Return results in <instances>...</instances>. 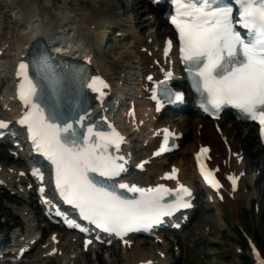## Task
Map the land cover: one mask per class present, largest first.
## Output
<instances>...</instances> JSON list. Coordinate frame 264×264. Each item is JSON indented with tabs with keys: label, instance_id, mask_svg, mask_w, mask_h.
Returning a JSON list of instances; mask_svg holds the SVG:
<instances>
[{
	"label": "snow or ice",
	"instance_id": "1",
	"mask_svg": "<svg viewBox=\"0 0 264 264\" xmlns=\"http://www.w3.org/2000/svg\"><path fill=\"white\" fill-rule=\"evenodd\" d=\"M173 3L170 22L175 26L180 60L191 87L213 109L231 105L257 121L264 138V0H234L238 6L235 19L233 5L226 0ZM171 47L169 40L165 56ZM29 67L21 62L16 73L20 78L18 98L24 105L18 123L26 126L35 151L50 162L60 197L78 209L83 220L122 237L134 230L147 231L164 216L189 206L184 198L191 196V191L178 181L176 189L164 184L140 187L117 182L116 178L127 171L124 157L114 154L123 137L110 124L105 131L97 121L86 122L87 112L82 107L85 89L104 95L102 89L107 84L99 76L89 78L83 69L68 66L58 71L44 52L33 59L32 75ZM171 75L167 73L166 79ZM161 92L166 97L172 95L162 82ZM175 97L182 98L180 93ZM6 127L0 121V129ZM164 150L162 145L160 151ZM137 167L142 168L143 163ZM175 173L173 168L164 178L175 179ZM201 173L213 188L219 187L212 172L202 167ZM229 179L235 187V178ZM165 197L169 199L165 201ZM68 223L73 226L72 221Z\"/></svg>",
	"mask_w": 264,
	"mask_h": 264
},
{
	"label": "rangeland",
	"instance_id": "2",
	"mask_svg": "<svg viewBox=\"0 0 264 264\" xmlns=\"http://www.w3.org/2000/svg\"><path fill=\"white\" fill-rule=\"evenodd\" d=\"M5 1L7 2L6 5L0 0V32L2 27L7 24L5 30H12L15 34L12 33L13 38L16 39H13L12 42H20L21 40L16 37V34H18L20 31L19 29L25 25L24 21L28 18V15H30L28 11H26L29 8L30 1L34 2L35 0ZM112 1L120 3L123 0ZM66 3L67 9L80 20L81 33L84 32V35L90 33L85 36L89 38L94 37L93 40L89 39L90 42L94 44L96 43L95 41L100 40L103 36L108 34L105 48L101 49L100 47L99 49L101 50L98 51V53H100L101 57L104 56L103 58L106 62H111L116 65L117 68L115 70H117V72L115 71V76L117 77L118 90L121 91L118 92L121 93H119L120 95H123L121 96L122 99L124 97L128 98L129 96L136 97V84L142 74V65L140 63L143 62L145 57L150 58L148 54L143 53L142 49L136 46V42L138 39H143L144 44H151L149 35L157 29L158 23H160L161 27L164 26L165 28L164 36L168 31V26L166 25L164 17L160 16L159 18L156 16L155 18L154 13H152V8L150 7V0H144L140 7H135L131 10L129 14L131 20L126 18L127 15L124 9H122L123 12L121 10L119 14H121L124 23L122 25L115 24L116 28L111 32V28L107 30L108 26L105 24L94 23L92 25V20H95V18L101 14L102 10L107 7L104 1L102 2V0H99L101 4L98 6L94 5L90 0H66ZM145 7L146 10H144ZM4 16L7 18L6 20L8 22L2 20ZM63 21L64 19L60 18L59 21H56L54 27L57 26V22L60 24ZM2 22L3 24H1ZM55 30V32L59 31L57 27H55ZM134 33H136L137 36ZM163 36L160 37L159 40H162ZM149 62L150 60L146 64ZM111 63L109 64L112 65ZM113 75L111 78L114 79L115 76L113 77ZM182 114L183 113H178L177 117L179 118ZM167 119L169 118L166 115L162 117L164 121ZM221 124L223 127H225L226 124L229 125V123L226 122H221ZM145 132V129H142V133L140 131L138 134L137 132H130L134 139L133 143L135 144V149L139 148L141 145V136L144 134L145 137ZM245 136L253 139L252 143L248 145L252 146V149H254L257 145L255 141L256 130L251 131V133L249 130L242 132L241 137L244 138ZM187 139L186 137L183 141L186 144L189 143ZM184 148L185 145L182 143V150L180 149L174 154L167 161L165 167H168L172 162H178L180 160L186 161V159H188L192 162V151L189 148L187 153L184 154L182 153ZM232 148L238 150V147ZM242 151H244V156H248L245 149L242 148ZM0 163L9 167L13 165L22 167L25 164L24 160L21 158L13 159L8 149L3 147H0ZM248 170L250 171V175H248L247 181L255 186L249 187V191L247 192L249 198H244L241 201V206H237L233 201L229 200V202H222L215 205L208 201L206 196L202 193L201 188L198 187V209L190 225L179 233L165 234V241L163 244L154 243L153 245L152 240L145 239V251H152L151 256L153 255L154 257L159 256L158 251H164L167 255L166 260L169 264H246L242 257L247 254L250 255V251L248 249H246V253L240 251V240L238 237L239 229L246 236L253 237L264 254V243L257 241L255 238V230H264V201H261V195H264V164L260 162L255 163L253 166L248 167ZM13 187L14 188L9 191L11 194L9 199L3 198L5 195H3L2 191L7 190H5L6 188L4 189V187H0L1 221H9L7 224L8 228H3V232L1 231L3 234L1 235H6L9 232H11V235L16 233V230L11 231L9 226H12L13 223H19L22 225L21 227L24 232H27L29 227L33 226L37 233H40L41 230L46 239L36 246L23 264H64V262H66H62L64 257L67 258V263L70 262L69 264H124L126 262L124 254L118 245H114L111 248L112 250L110 249L112 251L111 255H109L110 250H108V248H97L89 253H81V249L78 247L77 243L71 244V239L74 241L75 238L72 234L68 231H62V229L59 230L58 227H54L43 220L42 213L37 206L36 200L30 193L20 195L17 182L14 183ZM259 187L260 194L257 195L256 193H258L257 190H259ZM17 190L18 194L15 193ZM24 208V213L22 210H19ZM217 210H220L222 213L221 218H223L225 224L220 222L222 219L219 220L216 214ZM53 231L62 232L64 235L61 248L63 255L51 259L49 263H44L46 259L42 260V256L45 254V249L48 241H50L51 234L56 233ZM151 247H153V249ZM75 255H78V263H75L76 261L72 259ZM36 259L40 260L35 261Z\"/></svg>",
	"mask_w": 264,
	"mask_h": 264
},
{
	"label": "bare ground",
	"instance_id": "3",
	"mask_svg": "<svg viewBox=\"0 0 264 264\" xmlns=\"http://www.w3.org/2000/svg\"><path fill=\"white\" fill-rule=\"evenodd\" d=\"M90 1H92L94 5H97V6L101 4L99 3V0H90ZM103 1L107 7L102 10L101 14L97 18H95V20H92L93 18L91 19L93 21L92 25L94 23H99L103 25L105 24L107 26L108 25L115 26V24L122 25L124 23L123 22L124 20L121 17V14H119V12L122 9H124V12L127 15L126 18L131 20V17L129 15L131 13V10L135 7L137 8L140 7V5H142V2L144 0H132L131 3H129L128 0H123L120 3L113 2L112 0H108V1L102 0V2ZM151 1L152 0H150V7L152 8V13H154V17L156 18L157 16L160 18L161 15L159 14L158 10L153 8V6L151 5ZM28 7L29 8L26 11H28V14L30 15H28V18L25 19L24 21L25 25L21 27V29H19L20 31L18 32V34H16L17 35L16 37L20 38L21 41L20 42L15 41L14 42L15 47L11 50L7 48V51L9 50L8 53L10 52L9 53L10 57L13 55L12 57L14 60L12 64L13 65V72H12L13 91H15V85L17 82V80H15L14 78L16 64H18L19 60L21 59L20 57L23 54L27 53L28 51L27 46L34 39L46 37L48 33L54 34L56 36L59 33H63V34L66 33V34L71 35V33L76 34L78 32L79 35L77 37H80L83 43H85L86 40H88V43H90L89 45H87V47L93 48L94 46V44L89 41V39L93 40L94 37L89 38L85 36L87 33L85 35L83 34L84 32L81 33L80 20L78 19L76 15H74L71 11L67 9L66 0H61V1L59 0L56 2L52 0H35L34 2L30 1V4ZM144 10H146V7ZM15 14H18V13H15ZM60 18L64 19V22L60 24H58L57 22V28L60 31L55 32L56 26L54 27V25L56 24V21L60 20ZM130 20H127V21H130ZM156 20L158 21L159 19H156ZM164 33H165L164 26L161 27L160 23H158L157 29L151 32L149 37H151L156 42L157 39ZM134 34L136 35V33ZM3 42H4L3 45H5L8 41L5 40V41H2V43ZM143 45H146L144 44L143 39L142 40L138 39L136 42V46L138 48H141ZM147 49L152 51V58L149 59L145 57L143 62L140 63L142 65V71H146V72L143 76L141 83L140 84L138 83V87H139L138 94L139 95L137 94L138 96H136V99H135L139 105V109H138L139 119L140 120L145 119V121H148L146 125L144 126L145 128L150 129L151 127L156 128L162 125L169 124L172 128L183 131L185 133L184 139H186L187 137L188 138L187 140H189L188 144L183 142L184 140L180 142V144L183 142V145H185V148L183 149V152H182L184 154L187 153L189 148L192 152H194L199 147L200 144L210 145L211 165L219 167L218 174L222 178H224V176L227 173H236V174L241 175L242 172L245 171L246 173L249 172L250 174L248 167L253 166V164L258 163V162L264 164V146L260 144L258 140L257 131H256V139H255L257 145L256 147H254V149H252V146L248 145L249 143H252L253 139L249 138L248 136H245L244 138L241 137V133L246 132V130H249L250 133L251 131H254L255 130L254 126L252 124L239 123L230 113H227L225 118L221 120V122L229 123V125L226 124L225 127H223L219 122L215 123L203 117L201 114L197 112H193L190 108H186L185 112L182 115H180L179 118L177 117L176 113H173L172 111H167L166 116H168L169 119H167L166 121L156 117V115H154L155 118L151 116L152 118L149 120L148 119L149 113L152 112V111H149V108L151 107V103L147 100L146 95L142 93L141 88L143 87L144 78L146 77V75L150 72L155 71L156 67L155 66L151 67V65L154 63L153 62L154 58L160 59V49L158 46L156 47L155 44L153 45L148 44ZM91 55L95 59L97 68L100 70V72H102L109 78L112 85L114 86L115 78L113 79L111 77L113 74L116 73L115 71H117L115 70L117 68L116 65L111 62H106L105 59L103 58L104 56L101 57L100 53H96L94 50L92 51ZM7 60L8 59L6 58V61ZM149 60L151 61L148 64H146ZM109 63H111L112 65H110ZM3 66H4L3 71L8 72L10 68V64L6 62L4 63ZM114 76L115 75H113V77ZM113 90H115V87L113 88ZM111 95L109 98H111ZM12 101H14V92L12 95H9L7 93L1 99L0 106H5L7 104H10L12 103ZM108 101L109 99L98 100L94 104V108L92 112L96 113V112L103 111L105 110L106 107L111 108V104L108 103ZM116 102H117V98L112 101V105H114ZM12 104H13L12 108H10V110L12 111L8 112V110L6 111L0 110V113L3 116L2 118L13 119L17 117L15 116V113H17L18 109L21 108V105L19 102L18 103L15 102ZM127 119L128 118L126 116H123L121 122L126 123ZM217 126L221 127L220 131L217 130L216 128ZM241 127H244V128H241ZM123 128L125 129V127ZM126 134H127V131H126ZM154 143H155V140L151 139V137L148 135L144 139V142L139 146V149H138L139 152L132 153V155L138 159L148 158L151 154V152L149 151V148ZM232 147L234 148L238 147V150L237 149L234 150ZM242 148L245 149V152H247L248 154V156L245 155L247 161L244 162V164L238 163V157L244 156V151H242ZM236 151L238 152V156L234 157V153ZM245 156H244V159H245ZM192 158L194 159V157ZM168 160H169V156L162 157L157 160H152V165L148 167L146 172L129 173L125 179L131 180L133 182H138L142 185L153 184L155 183V180L152 177L153 173H157L158 170L160 171L164 170L165 165ZM175 165H177V167L180 168L179 179L177 180L178 182L182 181V182H186L190 184L192 183L196 185V180H195L196 171H195V168L193 167L192 162H190L188 159H186V161L180 160L176 162ZM1 167H3V165H1ZM12 168L13 169H11V171L9 167L7 169L4 168L3 170H1L0 178L8 182H9V179L11 178H15L16 181H22L23 177L19 175V171L21 170V168L16 165L13 166ZM131 172H134V171H131ZM254 186L255 185H252L247 181L246 176H242L239 189L236 192H232L228 184L225 185V190L223 191V197H224L223 200L224 202H228V200L229 201L231 200L233 201L235 205L241 206V201L244 198H249L247 194V192L249 191V187H254ZM257 192H258L256 193L257 195L260 194V187H259V190H257ZM214 199H215L214 204L218 205L219 200L217 198H214ZM263 199H264V195L263 196L261 195V201H264ZM19 210H22L23 212H25V208L19 209ZM216 214L218 215L219 220L221 219L223 220V218H221L222 213L220 212V210H217ZM222 220L220 222L222 224H225V221L224 220L222 221ZM35 233H36V229L33 228V226H30L27 231L26 239L28 238L31 239ZM158 238L162 239V235L160 234ZM57 239L61 240L62 236L59 234ZM131 240H132V245L130 247L119 245L120 249L122 250V253L124 254L125 260H126L124 264H136L140 261H147L149 259H153L154 260L153 264H156L155 263L156 258L153 255L151 256L152 251L148 252V251H145L144 249L145 247L144 244L146 245V241L144 238L133 237L131 238ZM51 244L53 247H51V249H49L46 252L45 256H47V258L50 256L51 250L54 248V246L60 247V243H57V242L55 243L54 239L52 240ZM151 248L153 249V247ZM25 256L26 255H24L23 258ZM75 260H77V258ZM166 262H167L166 260H162L160 261L159 264H164ZM75 263H78V260Z\"/></svg>",
	"mask_w": 264,
	"mask_h": 264
},
{
	"label": "trees",
	"instance_id": "4",
	"mask_svg": "<svg viewBox=\"0 0 264 264\" xmlns=\"http://www.w3.org/2000/svg\"><path fill=\"white\" fill-rule=\"evenodd\" d=\"M1 227L3 228L5 226V223H1ZM255 235H256V239L259 242H263L264 243V230L260 229V230H255ZM238 237L240 239V243L243 247L247 246V239L246 237L243 235V233H241V231L238 229ZM246 264H250V259L249 256H244L243 257Z\"/></svg>",
	"mask_w": 264,
	"mask_h": 264
}]
</instances>
